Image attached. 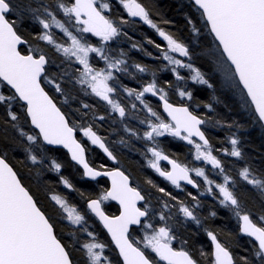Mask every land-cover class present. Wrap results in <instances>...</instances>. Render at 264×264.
Returning a JSON list of instances; mask_svg holds the SVG:
<instances>
[{
  "label": "snow or ice",
  "instance_id": "obj_1",
  "mask_svg": "<svg viewBox=\"0 0 264 264\" xmlns=\"http://www.w3.org/2000/svg\"><path fill=\"white\" fill-rule=\"evenodd\" d=\"M176 12L0 0V264H264V0Z\"/></svg>",
  "mask_w": 264,
  "mask_h": 264
},
{
  "label": "trees",
  "instance_id": "obj_2",
  "mask_svg": "<svg viewBox=\"0 0 264 264\" xmlns=\"http://www.w3.org/2000/svg\"><path fill=\"white\" fill-rule=\"evenodd\" d=\"M161 7L166 9L167 15L169 18L175 19L178 23H182V17L176 12V8L178 7L180 0H158ZM145 32L148 34H153L152 30L147 29V26H144ZM202 98H208V92L206 90L201 89L198 93ZM224 111L223 108L220 109ZM252 142L256 145L261 143L258 132L252 133ZM177 151H182L183 149L177 144L172 146Z\"/></svg>",
  "mask_w": 264,
  "mask_h": 264
}]
</instances>
